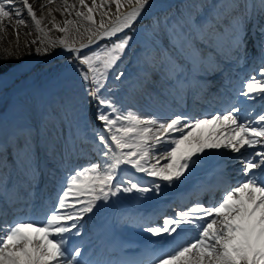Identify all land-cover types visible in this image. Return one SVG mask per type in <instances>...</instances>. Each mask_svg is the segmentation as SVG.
<instances>
[{"label":"snow or ice","instance_id":"obj_1","mask_svg":"<svg viewBox=\"0 0 264 264\" xmlns=\"http://www.w3.org/2000/svg\"><path fill=\"white\" fill-rule=\"evenodd\" d=\"M127 3L130 9L122 12V0H100L99 5L92 0V6L79 0L87 11H77L76 16L90 24L85 29L87 43L77 47L60 38L59 44L72 54L69 64L79 62L83 90L69 91L39 123L14 127L0 140V199L8 206L29 208L27 216L0 223V264H126L111 255L122 251L115 245L102 258L84 253L76 238L85 215L103 210L120 193L159 195L222 149L243 157L240 171L246 180L231 187L221 165L223 179L210 189L221 191L215 206L197 199L190 207L181 204V210L164 215L162 222L121 210L115 226L138 227L155 238L148 250L151 264H264V25L257 19L264 17V0H194L162 18L153 17L143 33L136 23L148 15L151 0ZM113 5L114 18L109 15ZM97 7L98 24L93 14ZM24 9L43 32L29 0H0V22L15 18L16 24L25 25ZM70 23L54 27L67 33ZM249 24L252 35L258 31L261 36L260 79L250 76L234 89L229 104L194 118L183 108L184 99L189 94L202 99L207 76L223 71V61L245 59ZM94 45L98 47L81 54ZM130 59L140 70L134 87L151 84L168 104L141 110L114 98L117 82L125 77L122 65ZM10 71L0 65V82ZM172 101L180 106L171 108ZM205 125L212 127L205 131ZM162 146L167 148L164 154L154 156ZM81 158L87 162L74 163ZM123 167L153 179L144 185L132 175L122 176ZM41 172L51 178L59 175V187L54 202L49 198L37 210L32 200ZM0 216H6V209L0 208Z\"/></svg>","mask_w":264,"mask_h":264},{"label":"rangeland","instance_id":"obj_2","mask_svg":"<svg viewBox=\"0 0 264 264\" xmlns=\"http://www.w3.org/2000/svg\"><path fill=\"white\" fill-rule=\"evenodd\" d=\"M77 1L79 2V0ZM74 2H76V0ZM99 3L100 2H97V5ZM85 4H87L88 6H92V0H85ZM42 5L44 7L41 10ZM41 6L36 12V15L37 18L41 20L40 27L44 31L41 32L37 30L34 22L29 21V18L28 20H26V22H28V26L24 30H22V34L20 35V40L22 41V44L24 46V49L21 51L22 58H38L40 56L39 54L49 49L54 43H59L60 38H64L69 43H72L65 37L62 32L58 31V29L54 27V25H58L59 27H61L62 18L59 15L61 10H67L69 12L71 21H73L74 25L83 33V35H85L84 38L81 37L79 39V42H77L78 44L82 39H87L89 37V33L85 31V29L90 27L89 22L76 16L77 10L75 8L73 10V7H69L71 5L69 4L68 0L67 5L65 4V0H52V3H47V0H44ZM82 8L84 9V11H87L85 7L82 6ZM176 11L177 10L173 12ZM100 19L101 15L98 16V19L96 20L97 24L99 23ZM104 20L106 23V20L108 19L104 17ZM6 21L7 18H5L4 22ZM48 21H51L53 28L47 29L45 27V24ZM139 28L140 27H137V29ZM139 30H141V33H143V29ZM0 33L2 35V29L0 30ZM1 38L0 42H2L3 44L2 47H0V52H8V58L10 60V57H12L11 54L13 52L12 44H14L15 42H12L11 40L7 42L5 40L2 41ZM33 41H35V43H33ZM106 42L107 41H105L104 43ZM34 50L36 52L31 54L32 52H34ZM87 53L88 50L82 52V55ZM69 57L70 56L62 57L58 60H54L46 66L38 68L30 75L21 78L12 88H9L4 94H1L0 116H2L3 118H0V123L5 125L10 121L16 122V120H19V118L21 119V117L23 120L25 119L24 115H26V112L24 107L20 106L16 102L17 92L25 91L31 94L30 97L34 99L38 107L41 109V106H48V103L53 98H56V100L59 102L62 97L69 93V91H82L83 84L80 81L79 73L76 70L79 66V62L74 61L72 64H69ZM4 62H6V59L0 57V63ZM8 113H12L13 115H9ZM100 127H102V125H99L97 128Z\"/></svg>","mask_w":264,"mask_h":264},{"label":"bare ground","instance_id":"obj_3","mask_svg":"<svg viewBox=\"0 0 264 264\" xmlns=\"http://www.w3.org/2000/svg\"><path fill=\"white\" fill-rule=\"evenodd\" d=\"M44 0H29V3L32 4L33 6V9L36 10L38 7L41 6V4L43 3ZM71 1V5H76V7L79 9V10H84L82 8V6L79 4V2L76 0V2H73V0H69ZM175 1L178 2V4H180V7H186L185 4H181L182 1L181 0H168L166 1L165 3L161 4V5H156V4H153V7L151 9H146V12L148 13L147 17L149 16V14L151 12H153L155 15L157 16H161L164 14L163 11H161V6L164 7L166 6L167 4H172L174 3ZM203 2L207 3L209 2V0H204ZM127 0H122V5H127ZM18 7H21L20 4L17 5ZM81 7V8H80ZM81 10V11H82ZM104 11H109L107 8L103 9ZM25 11V9H24ZM115 6L113 5L111 7V10L109 11V15L112 16V18L114 17V14H115ZM123 11V10H122ZM26 15L27 14V10L25 11V13L23 14L22 18L25 20H28V18H26ZM59 15L61 16L62 18V23H61V27H65V21L68 20V21H71L70 17H69V12L67 10H61ZM94 16H95V19L97 20V16H96V13L94 12ZM160 16V17H161ZM257 19H259V22L261 25H264V17H257ZM73 22V21H72ZM28 26V22H26L25 25H18L16 24V21H15V18H12V19H8L6 22H0V28H2V35L0 33V38L2 41H13L15 42L14 44H12V47H13V53L15 56H17V60L21 59L22 57L20 56L21 55V51L24 49V46L22 44V41L20 40L21 37L20 35L22 34V30H24L26 27ZM46 28L47 29H51L53 28V25L51 24V21H48L46 24H45ZM67 28H68V32L67 33H63L65 35V37L67 39H69L71 42H77L78 39L81 37L82 35V32L74 25V23H70L67 25ZM249 38L250 36L248 35L247 37V52L249 50V45H250V41H249ZM21 41V42H20ZM2 42H0V47H2ZM53 49L56 50L55 47H53ZM36 51L34 50V52H32L31 54L35 53ZM65 52V49L61 48V49H58L57 51L53 52V53H49V54H46L45 57L43 58H40V59H36V60H30L28 61L26 64L18 67L15 71H10L9 75L3 80V82H0V89L7 83H9L12 79H14L15 77H17L21 72L25 71L27 68L31 67L32 65H34L36 62H39V63H45L47 61H49L50 59H54V58H58L60 57L61 55H63ZM11 54V55H12ZM8 55L9 53L8 52H0V57L2 58H5L6 61H7V65H4V64H1L0 65H3L5 68L8 67L11 62L10 60L8 59ZM257 60V58L255 59V61ZM125 77L127 75V68L125 67ZM243 71H245V75L242 76V80L243 82H247L248 78L251 76L250 74H252L251 72L253 71V68H249V67H245L243 68ZM237 73V75H240L241 72H238V71H235ZM257 79H260L259 75H257ZM111 79V77H110ZM212 85H215L216 88H218L219 92L222 91V89H224V85L222 84V82H214ZM114 98L117 99V100H123L124 103L126 104L127 107H130L131 108V102H132V98L131 97H128L126 96L124 93H123V82H117V86L114 90ZM31 102V101H30ZM169 102L165 100V98H157L156 96H151L150 100H149V104H150V107H151V110H158V109H161L164 105L168 104ZM185 104V101H183V108H185L186 106L184 105ZM153 105V106H152ZM180 105H178L175 101H172L171 102V108L175 109L177 107H179ZM28 112H29V117H31V119L35 122H37L38 120V108H37V105L32 103L30 104V106L28 107ZM32 123V122H31ZM14 128V127H13ZM8 130L10 131V128H8ZM12 131V130H11ZM196 132H199V130H194ZM1 133V137L0 139H4L6 140L5 138L7 137L8 133L9 132H6V131H0ZM3 133V134H2ZM167 150L166 147H164V149H160V153H158V156L159 155H163L164 152ZM219 156L224 160V164H223V169H227V168H230L232 166V157H233V154L230 150H220V152L218 153ZM229 154H231L232 156L229 157ZM86 161V159L84 158H81L79 160H76L74 161V163H80V162H84ZM161 163H163V161H161ZM220 168V166L218 167V169ZM127 173V170L124 169V176L126 175ZM164 193L162 194V196H167L168 193H165L166 189L164 188L163 189ZM147 196V197H144L143 198H140L136 201H131L130 202V205L132 206H135L136 208H139L142 206V204H144L145 202H147L148 200H155L156 199V196ZM55 198V197H54ZM146 219H149V218H146ZM137 231V230H136ZM138 233L140 234H145L147 237L144 238L143 242L145 243V249L143 250V253H146L148 254V250L149 248L147 247V243L148 241L154 243V241L152 239L149 238L150 234H146L144 231L142 230H139ZM147 247V248H146ZM148 257L150 258L149 254H148ZM124 261L126 260H129L128 257H125L123 258Z\"/></svg>","mask_w":264,"mask_h":264}]
</instances>
